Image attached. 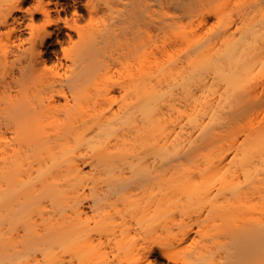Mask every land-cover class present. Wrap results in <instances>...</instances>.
I'll use <instances>...</instances> for the list:
<instances>
[{
  "label": "bare ground",
  "instance_id": "bare-ground-1",
  "mask_svg": "<svg viewBox=\"0 0 264 264\" xmlns=\"http://www.w3.org/2000/svg\"><path fill=\"white\" fill-rule=\"evenodd\" d=\"M181 3L127 0V19L155 39ZM222 5L204 39L149 44L95 0H0V264H110L118 228L139 264H264V0Z\"/></svg>",
  "mask_w": 264,
  "mask_h": 264
},
{
  "label": "rangeland",
  "instance_id": "rangeland-1",
  "mask_svg": "<svg viewBox=\"0 0 264 264\" xmlns=\"http://www.w3.org/2000/svg\"><path fill=\"white\" fill-rule=\"evenodd\" d=\"M33 0H30L32 2ZM98 4H100V7H106L107 12H110V31H113L115 36L117 35V32L122 33L121 37L122 39H126L127 37H130L131 39H145L148 41V43L153 42H159L162 43L164 41L168 42H192L195 41L198 36L202 35L203 39L205 38L207 31L211 27V23L213 22H219V24L222 27H225L232 19V17H235L236 14L229 6H223L222 2L224 0H217V6H218V12L211 13L208 9L201 8L198 13L196 14H202L204 11L205 14H208V17L211 18L210 21L201 22L200 16H195V14H189L184 12V8H186L191 1L194 0H182L181 4H173V5H166L165 7H159L157 16L160 19V29L157 36H155V39L150 40V25L145 24L142 25L141 23L144 22V20H141L137 22L136 20H133V22L129 21L128 15H129V6L127 4V0H95ZM226 9V10H225ZM71 11V7H70ZM69 11V12H70ZM82 15L78 19V23L83 27V31L87 30H100V28L103 27V23L101 21L90 23L89 24V15L83 10V6L81 9ZM210 13V14H209ZM100 14H103V11L100 12ZM146 14H144V17ZM68 29L65 28L64 31H67ZM229 28H227L225 34L223 36H226ZM204 35V36H203ZM77 34L75 35V38H77ZM119 37V36H118ZM56 48H60L59 44H56ZM50 56L55 58V54L50 52ZM134 231L130 232V246L134 245L136 246V243H141L142 240L139 239L138 236L134 235ZM127 232L124 233L122 229L118 228L117 231L110 234V264H139L137 261V257L133 254L130 256H119L115 255L113 248L115 245L116 238L119 240H122L126 236ZM231 235L224 234V241L228 242H234L232 241ZM134 237L137 238V240L134 239ZM220 236L219 235H209L206 238V241L208 243L209 247H213L216 244V240H218ZM200 239L199 236L196 234H193V236L189 239L187 244H193L196 241ZM202 240L198 243V246L201 244ZM143 243V242H142ZM196 243V246H197ZM189 264H224V261L226 259L224 253H215L214 255H207L205 258L197 263H195V257L190 256L189 257ZM234 264H249V262L242 261V262H235Z\"/></svg>",
  "mask_w": 264,
  "mask_h": 264
}]
</instances>
